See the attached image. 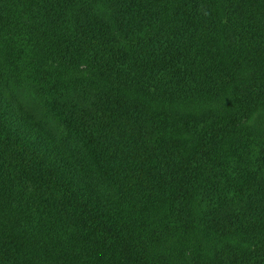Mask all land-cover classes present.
I'll return each instance as SVG.
<instances>
[{
	"label": "trees",
	"instance_id": "16d2710c",
	"mask_svg": "<svg viewBox=\"0 0 264 264\" xmlns=\"http://www.w3.org/2000/svg\"><path fill=\"white\" fill-rule=\"evenodd\" d=\"M0 46V264H153L105 183L264 264V0H0Z\"/></svg>",
	"mask_w": 264,
	"mask_h": 264
},
{
	"label": "rangeland",
	"instance_id": "374dc122",
	"mask_svg": "<svg viewBox=\"0 0 264 264\" xmlns=\"http://www.w3.org/2000/svg\"><path fill=\"white\" fill-rule=\"evenodd\" d=\"M0 55L3 56L0 46ZM2 81V88L8 97L14 102L20 99L23 104H29L38 114L36 105L29 89L30 86L23 81L20 73L9 72ZM17 104V103H16ZM264 112H261L263 116ZM262 121V117L255 119L253 124ZM264 124V122H263ZM108 191V201L111 205L122 213L131 226L141 237L140 247L147 254L148 259L153 264H208L206 252L207 243L201 238L196 237L189 229L188 220L180 214L174 213V208L178 206L177 201L169 195L154 194L147 198L132 191L135 194L133 202L130 204L126 197L118 190L112 189L106 184ZM130 198V196L128 197ZM153 201V202H148ZM147 202V203H146ZM155 204L152 213L150 205ZM143 208L140 222L137 219V207Z\"/></svg>",
	"mask_w": 264,
	"mask_h": 264
}]
</instances>
